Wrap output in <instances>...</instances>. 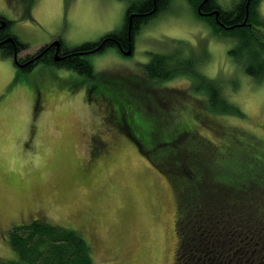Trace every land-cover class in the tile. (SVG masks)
<instances>
[{
    "label": "rangeland",
    "instance_id": "rangeland-1",
    "mask_svg": "<svg viewBox=\"0 0 264 264\" xmlns=\"http://www.w3.org/2000/svg\"><path fill=\"white\" fill-rule=\"evenodd\" d=\"M134 1L0 0V15L14 21L11 32L28 45L23 55H34L58 40L75 48L121 30ZM216 1L225 10L240 2ZM234 46L233 38L215 36L187 0H171L140 29L130 56L112 47L89 57L101 80L46 64L22 72L13 59L0 58V259L17 258L7 241L12 227L39 219L82 234L94 264H175L172 183L115 125L130 117L155 153L188 131L216 144L232 169L264 164V80L245 74L229 55ZM179 49L201 56V73L222 83L244 117L211 113L188 77L147 79L143 66L153 53ZM94 137L108 146L96 158Z\"/></svg>",
    "mask_w": 264,
    "mask_h": 264
},
{
    "label": "trees",
    "instance_id": "trees-1",
    "mask_svg": "<svg viewBox=\"0 0 264 264\" xmlns=\"http://www.w3.org/2000/svg\"><path fill=\"white\" fill-rule=\"evenodd\" d=\"M261 3L262 0H252L248 6V0H240L232 10L223 9L221 21L232 29L224 30L216 23L211 24L215 36L235 40L230 57L258 83L264 80ZM170 4L171 0L131 2L121 30L98 42L66 49L64 55L60 54L59 61H55L48 46L20 59L28 45L11 32L14 21L0 15V58L13 59L22 72L46 64L78 72L92 81L101 80L103 76L95 72L90 56L85 57L83 53L106 51L112 47L120 50L123 44L127 49L129 41L133 48L140 29L159 12L167 10ZM132 14L136 16L129 30L126 21ZM186 51L179 49L168 55L153 53L150 62L143 66L147 79L160 84L177 77H188L194 83L193 92L205 97L211 113L244 117L242 111L223 95L222 83L201 73L200 65L204 61L201 56ZM132 126L130 132L135 131L134 137H141L138 139L141 154L170 179L177 195L179 243L175 264H264V164L232 169L225 160H220L223 157H218L221 154L216 144L192 136L188 131L170 144L159 143L155 148L157 154L151 148L147 149L150 139L143 128L135 123ZM181 144L186 147L180 149ZM93 151V157H98L99 149L93 147ZM156 157L168 165L161 164ZM7 241L17 258L0 259V264H94L92 249L82 234L45 220L12 227Z\"/></svg>",
    "mask_w": 264,
    "mask_h": 264
},
{
    "label": "flooded vegetation",
    "instance_id": "flooded-vegetation-1",
    "mask_svg": "<svg viewBox=\"0 0 264 264\" xmlns=\"http://www.w3.org/2000/svg\"><path fill=\"white\" fill-rule=\"evenodd\" d=\"M187 1L189 2V4L192 7L193 11H195L198 14V16L200 17V19H202L203 21L207 22L210 25L212 31H213V28H212L211 24H214V23H216L218 26H220L224 30H229V28H231V26H226V25H224L222 23V21H221V11L223 9L217 3L216 0H208L207 2H204V0H187ZM251 1L252 0H248V6L250 5ZM199 9L201 10V13L198 12ZM216 12H218L217 15L215 14ZM201 14H205V15H201ZM210 14H213V15H210ZM126 27L129 28V21H126ZM58 41H60V46L59 47L48 45V47L54 53V59H55V61H59L61 59V57H60L61 55L60 54L62 53V55H64L66 49H69V47L67 45H65L62 40H58ZM123 45L122 46L120 45L121 46L120 51L124 55H126V52L128 50H131L133 52V48H132V45H131L130 41L128 43L127 49H125L126 47L123 46ZM104 51H105V49H103L101 51H97L95 53L86 52V53H83V56L86 57V56H91V55H95V54H100V52L103 53ZM57 54H59V55H57ZM28 57H30V56L29 55H23L22 54V55H20L19 58L20 59H26ZM111 106H112V104H111ZM112 111L114 112L113 118H115V120H116V117H118L119 114L114 109L113 106H112ZM122 120H123V121H121L122 124H119L118 123L117 125H115V127H117V130L118 131L124 133V135L126 136V138H128L132 142V144L138 150V152H141V147L142 146H141L140 141L134 137L135 131H132L133 133L130 132V130H132L134 128L132 126L134 124L133 120H131L130 117L127 118L126 115L123 116V119ZM129 120H130V122H129ZM130 124H132V125H130ZM93 147L95 148V150L96 149H99L100 156H102V155H104L105 153L108 152V146H107V144L103 143L98 137H94L93 138Z\"/></svg>",
    "mask_w": 264,
    "mask_h": 264
},
{
    "label": "water",
    "instance_id": "water-1",
    "mask_svg": "<svg viewBox=\"0 0 264 264\" xmlns=\"http://www.w3.org/2000/svg\"><path fill=\"white\" fill-rule=\"evenodd\" d=\"M208 0H204V2H207ZM199 13H201V10L199 9V11H198ZM217 13L218 12H216L215 14L217 15ZM214 14V13H213ZM213 14H210V15H213ZM201 15H205V14H201ZM136 16V14H132L131 16H130V18H129V30H131V28H132V24H133V18ZM247 18H248V15H247ZM246 21H247V19L245 20V22L242 24V26H244L245 24H246ZM233 27H231V28H229V29H232ZM51 46H57V47H59L60 46V41H56V42H54L53 44H51ZM50 46V47H51ZM131 53H132V51L131 50H128L127 52H126V55L127 56H130L131 55ZM57 55H59V54H57ZM15 60L17 61V56H15Z\"/></svg>",
    "mask_w": 264,
    "mask_h": 264
}]
</instances>
